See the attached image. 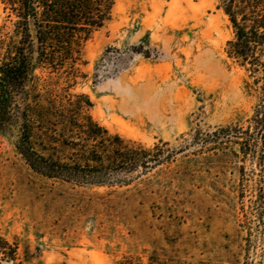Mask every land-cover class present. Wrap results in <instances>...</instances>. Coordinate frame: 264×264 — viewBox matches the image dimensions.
<instances>
[{
  "label": "rangeland",
  "instance_id": "rangeland-1",
  "mask_svg": "<svg viewBox=\"0 0 264 264\" xmlns=\"http://www.w3.org/2000/svg\"><path fill=\"white\" fill-rule=\"evenodd\" d=\"M218 4L115 0L110 20L84 43L75 76L34 70L18 116L0 129V264H147L151 256L264 264V209L252 201L264 173L258 157L196 139L222 126L246 129L260 101L248 67L227 54L234 32ZM8 14L0 0V42ZM36 98L48 115L83 104L127 143L174 157L119 171L115 179L127 183L113 186L42 176L17 149L25 102ZM49 117L34 124L35 148L67 156L61 143L48 145L63 130Z\"/></svg>",
  "mask_w": 264,
  "mask_h": 264
},
{
  "label": "trees",
  "instance_id": "trees-1",
  "mask_svg": "<svg viewBox=\"0 0 264 264\" xmlns=\"http://www.w3.org/2000/svg\"><path fill=\"white\" fill-rule=\"evenodd\" d=\"M231 23L234 38L227 42V54L247 66L255 78L260 101L246 129L238 125L216 128L201 140L215 148L237 145L243 158L258 157L264 170V0H218ZM9 10L11 30L1 27L0 129L19 113L18 95L37 68L65 71L75 76L84 43L110 20L115 0H1ZM39 97V96H38ZM73 102L61 105L54 114L41 112L39 98L27 99L21 113L17 149L30 168L51 179L75 185L123 184L115 179L119 171L142 167L151 170L169 163L174 154L156 155L153 148L134 146L94 120L86 106ZM87 106H91L87 100ZM40 108V110H39ZM48 112V111H47ZM63 127L60 139L49 136V146L61 143L71 150L67 156L45 154L35 148V122L44 120ZM50 119V120H46ZM57 139V140H56ZM243 167V166H242ZM254 201L264 209V173L258 179ZM1 247V246H0ZM117 264H142L140 258L123 257ZM147 264H181L179 260L151 256ZM191 264V263H188ZM197 264H209L199 262Z\"/></svg>",
  "mask_w": 264,
  "mask_h": 264
}]
</instances>
